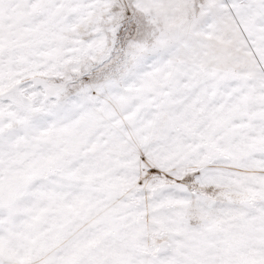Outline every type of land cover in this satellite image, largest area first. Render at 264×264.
<instances>
[{"label":"snow or ice","instance_id":"1","mask_svg":"<svg viewBox=\"0 0 264 264\" xmlns=\"http://www.w3.org/2000/svg\"><path fill=\"white\" fill-rule=\"evenodd\" d=\"M0 264H264V0H0Z\"/></svg>","mask_w":264,"mask_h":264}]
</instances>
